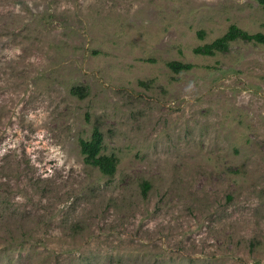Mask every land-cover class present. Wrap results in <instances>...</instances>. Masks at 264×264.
<instances>
[{
	"label": "rangeland",
	"instance_id": "1",
	"mask_svg": "<svg viewBox=\"0 0 264 264\" xmlns=\"http://www.w3.org/2000/svg\"><path fill=\"white\" fill-rule=\"evenodd\" d=\"M231 26L264 6L0 0V264H264V45L194 52Z\"/></svg>",
	"mask_w": 264,
	"mask_h": 264
},
{
	"label": "trees",
	"instance_id": "2",
	"mask_svg": "<svg viewBox=\"0 0 264 264\" xmlns=\"http://www.w3.org/2000/svg\"><path fill=\"white\" fill-rule=\"evenodd\" d=\"M259 3L264 6V0H259ZM236 39L264 45L263 34L258 33L256 35H249L245 32L240 31L235 26H231L223 37L216 39L210 45H205L203 47L195 49L194 52L200 55H211V52L214 50H225L227 48L228 43ZM167 66L173 73L188 70L189 68V65L181 64L178 62H170ZM82 91L83 90L80 88H73L70 90V94L74 95L77 98H82ZM91 134L92 135L89 140L79 141L80 153L83 157L84 163L96 167L102 175L110 177L115 173L116 161L112 157L104 156L101 154L103 140L101 133H99L97 129H93L91 131ZM147 188V184L141 186L142 194L145 193V190Z\"/></svg>",
	"mask_w": 264,
	"mask_h": 264
}]
</instances>
